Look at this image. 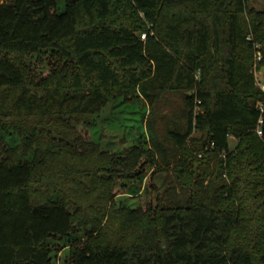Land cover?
<instances>
[{"label":"trees","instance_id":"1","mask_svg":"<svg viewBox=\"0 0 264 264\" xmlns=\"http://www.w3.org/2000/svg\"><path fill=\"white\" fill-rule=\"evenodd\" d=\"M258 49L264 68V0H0V264H54L77 226L62 264H264ZM137 95L149 141L78 129ZM148 165L165 190L119 204Z\"/></svg>","mask_w":264,"mask_h":264},{"label":"rangeland","instance_id":"2","mask_svg":"<svg viewBox=\"0 0 264 264\" xmlns=\"http://www.w3.org/2000/svg\"><path fill=\"white\" fill-rule=\"evenodd\" d=\"M253 3L259 7L262 4V0H253ZM61 7L63 8L64 4H61ZM41 57L46 58L44 52L41 53ZM28 61L36 63L35 56H30ZM38 67L42 73L48 70L46 61L44 64H38ZM257 68L255 70L254 65L253 72L256 85L260 88L258 80L264 82V68H260L259 65ZM259 69H261V72ZM149 114L150 108L142 96L137 95L131 98L115 96L109 100L101 112L93 116L90 123H77L76 125L79 130L87 134L89 139L100 143L103 148L117 153H124L135 145L150 140L152 134L146 126ZM5 135L12 143L19 142L23 138L15 131H10V133ZM236 143V140L231 137L230 145L232 148L236 146ZM162 177L163 173L158 172L154 166H146L145 172L140 178L123 180L118 184L116 188L117 202L129 207L145 205L149 201L154 200L155 194L152 184L156 185L161 191L165 190ZM85 238V230L77 226L69 236L52 241L54 249L53 263L62 264L64 259L69 256L74 241L76 239L83 241Z\"/></svg>","mask_w":264,"mask_h":264},{"label":"built area","instance_id":"3","mask_svg":"<svg viewBox=\"0 0 264 264\" xmlns=\"http://www.w3.org/2000/svg\"><path fill=\"white\" fill-rule=\"evenodd\" d=\"M143 37H144V36H143ZM259 47H260V46L257 45V48H259ZM261 59H262V53H261V51L258 49L257 52H256V56H255V70L258 69V68H257V66H258V62H259ZM259 71L261 72V69H259ZM256 79L258 80L257 77H256ZM258 82H259V86H260V88L262 89V91H263V93H264V82L259 81V80H258ZM257 106H258V107L260 108V110L263 112V111H264V100L259 101V102L257 103ZM259 123H262V119L260 120ZM257 133H258L259 135H262V134H263V131H262V129H261L260 126L257 128Z\"/></svg>","mask_w":264,"mask_h":264}]
</instances>
